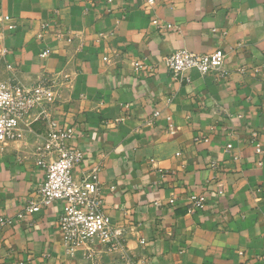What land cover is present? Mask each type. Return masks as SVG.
I'll return each instance as SVG.
<instances>
[{"label": "crops", "instance_id": "0c3cea01", "mask_svg": "<svg viewBox=\"0 0 264 264\" xmlns=\"http://www.w3.org/2000/svg\"><path fill=\"white\" fill-rule=\"evenodd\" d=\"M179 49L223 51L227 76L174 80L163 59ZM12 78L54 82L51 117L82 153L74 178L98 169L135 264H264V151L250 140L264 139V0H0V82ZM43 131L27 117L0 146V217L43 181ZM192 192L206 205L189 213ZM63 207L2 227L0 264H111L96 240L65 254Z\"/></svg>", "mask_w": 264, "mask_h": 264}, {"label": "built area", "instance_id": "2783aa9c", "mask_svg": "<svg viewBox=\"0 0 264 264\" xmlns=\"http://www.w3.org/2000/svg\"><path fill=\"white\" fill-rule=\"evenodd\" d=\"M148 3L151 4L152 0H148ZM2 20L6 30L15 28L10 17L4 16ZM153 23L160 26L157 20ZM161 27L172 28L169 25ZM226 59V54L221 50L203 54L179 49L164 57L163 63L174 80H180L188 71L223 79L228 74L225 68ZM136 68L140 69L141 66L136 65ZM55 100L56 88L51 81H39L29 88L15 78L0 82V146L20 139V125L23 120L34 116L44 129L42 143L38 148L41 157L38 164L45 168L43 181L15 216L0 217V230L4 226L22 221L26 215H33L55 201H61L64 207L58 220V228L67 256H74L79 247H87L96 240L105 252L114 255L111 264H135L126 248V230L112 226L103 212L101 188L97 181L98 169L92 170L81 182L74 178L73 171L80 164L82 153L72 143L73 127L60 126L52 119L50 109ZM175 132L170 124L167 133L174 135ZM250 140L255 154L262 155L264 139L257 132H252ZM230 148L227 146L226 150ZM47 157L50 160L46 162ZM176 201V197L171 196L168 204L172 206ZM187 201L189 213L203 210L206 205L205 197L195 192L187 195Z\"/></svg>", "mask_w": 264, "mask_h": 264}]
</instances>
